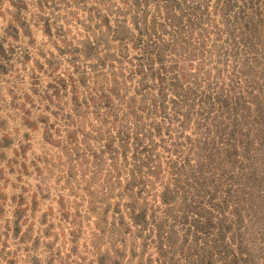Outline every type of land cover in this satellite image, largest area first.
Masks as SVG:
<instances>
[{"label": "trees", "instance_id": "1", "mask_svg": "<svg viewBox=\"0 0 264 264\" xmlns=\"http://www.w3.org/2000/svg\"><path fill=\"white\" fill-rule=\"evenodd\" d=\"M9 1L0 64L29 14L70 72L0 92L3 234L60 237L45 264H264V87L213 73L264 57V0Z\"/></svg>", "mask_w": 264, "mask_h": 264}, {"label": "rangeland", "instance_id": "2", "mask_svg": "<svg viewBox=\"0 0 264 264\" xmlns=\"http://www.w3.org/2000/svg\"><path fill=\"white\" fill-rule=\"evenodd\" d=\"M13 3L14 1L7 0V5L6 2L4 3L5 11L4 6L0 10V32L2 31V25L7 26L6 16L8 14L14 15V8L11 5ZM75 15L79 14L75 13ZM23 22H25V25L29 24L28 30L25 29L26 27H22V32L19 31L18 33V39L12 37L9 38V42L3 43V50L6 56L1 58L4 66L0 64V92L4 93L6 99H10L15 90L21 93H25V91L30 92L31 90H40L47 83V79L50 80L57 77L58 73L70 72L67 69L68 66H65V58H62L60 53L61 49L58 47L60 43L58 42L57 45L54 41L45 40V37L42 39L41 30L38 29V33H36L32 28V23H29V14L25 16L21 15L18 24L21 23L23 25ZM23 29L28 31L29 34L31 33L32 37L28 38V33H24ZM62 32L65 36V45L69 47V49L80 48L79 42L75 41V30L72 24L68 27H64ZM23 35L29 40L23 38ZM82 37L83 35H79V41ZM46 60H51V67L49 70H46ZM236 61L237 62L233 63L231 58L224 59L223 64H220L213 73H220L225 82L231 81V78L232 80L234 79L233 82L236 83L237 88H244L245 84L240 79V77L244 75L247 77V89L259 86L264 87V57H254L251 59V57L239 54ZM182 66L184 68L183 71H189V73H192L195 69L194 65L192 67L189 63H184ZM248 112L252 114V108L248 109ZM253 119L254 113L250 118H244L242 122L244 127L241 129V132H249L250 140L255 139V133L259 132L257 126L252 124ZM6 189L8 190V188ZM3 213L4 210L2 214ZM4 222L3 219H0V251L2 250L1 248L4 247L2 255L3 257L9 256V259H12V264H21V262L17 261H24L26 257L27 261L30 262L33 257L37 258L36 256L39 257L37 258L39 264H45V258L48 257L46 255L47 251L44 249L46 246H49L53 250H60V256L62 258L66 255V250L57 248L58 244H60V237L55 241V236L50 230L45 231L49 237L43 239L41 233H38L36 225H34V223L31 225V221H28L21 227L16 239H14V234L11 232L8 233V236L3 234L5 228ZM17 243H19V245ZM32 246L33 248L30 252Z\"/></svg>", "mask_w": 264, "mask_h": 264}]
</instances>
